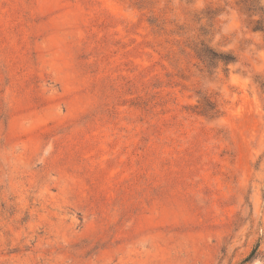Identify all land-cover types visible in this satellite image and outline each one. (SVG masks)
I'll return each mask as SVG.
<instances>
[{
    "label": "rangeland",
    "instance_id": "rangeland-1",
    "mask_svg": "<svg viewBox=\"0 0 264 264\" xmlns=\"http://www.w3.org/2000/svg\"><path fill=\"white\" fill-rule=\"evenodd\" d=\"M263 19L0 0V264H264Z\"/></svg>",
    "mask_w": 264,
    "mask_h": 264
},
{
    "label": "trees",
    "instance_id": "trees-1",
    "mask_svg": "<svg viewBox=\"0 0 264 264\" xmlns=\"http://www.w3.org/2000/svg\"><path fill=\"white\" fill-rule=\"evenodd\" d=\"M262 10V9H261ZM254 31H261L264 32V19L258 21L257 26L254 28ZM202 56L207 59V61L213 63L215 61H221L224 62L226 65L230 63H234L236 61V58L229 54H219L214 52L213 50L209 49L208 47L202 48L200 51ZM253 258V255H251L249 258L246 259L245 262H249Z\"/></svg>",
    "mask_w": 264,
    "mask_h": 264
},
{
    "label": "clouds",
    "instance_id": "clouds-1",
    "mask_svg": "<svg viewBox=\"0 0 264 264\" xmlns=\"http://www.w3.org/2000/svg\"><path fill=\"white\" fill-rule=\"evenodd\" d=\"M260 2L261 4H264V0H260ZM231 11L233 12L234 17L238 19V14L235 13V10H231ZM221 15H223V13ZM233 28H235V24H233ZM257 55L260 57L262 61H264V50L259 51ZM261 67L264 68V64H262ZM209 85L210 82H208V84L205 85V88L203 90H205Z\"/></svg>",
    "mask_w": 264,
    "mask_h": 264
}]
</instances>
